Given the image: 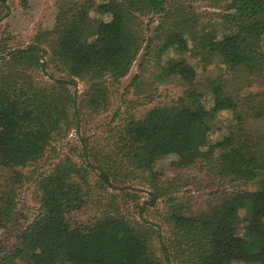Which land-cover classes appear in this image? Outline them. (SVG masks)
Instances as JSON below:
<instances>
[{
  "label": "trees",
  "instance_id": "trees-1",
  "mask_svg": "<svg viewBox=\"0 0 264 264\" xmlns=\"http://www.w3.org/2000/svg\"><path fill=\"white\" fill-rule=\"evenodd\" d=\"M226 2L219 19L203 23L191 5L169 0H58L52 29L37 32L26 46L0 43L2 228L16 221L23 168L38 164L71 125L79 127L81 107L95 113L109 108L113 87L130 72L144 41V60L159 69L157 80L178 79L184 85L175 100L129 117L111 128V136L83 137L80 158L60 151L49 160L36 177L37 213L11 251L0 245V264L17 259L29 264H264V223L242 231L247 218L240 216L241 210L256 216L264 209V89L245 91L264 82V0ZM8 6L0 0V22ZM93 9L109 19L90 22ZM157 14L145 38L142 17H149L148 25ZM220 27L226 32L218 39ZM188 35L193 52L204 51L203 69L215 51L230 76L201 80L194 65L169 54L187 50ZM48 66L60 75L46 71ZM142 77L136 73L132 84L141 85ZM78 81L85 86L81 94L70 89ZM206 94H211L210 107ZM222 110L232 112L233 123L221 139L212 140L213 120ZM177 152L175 168H197L216 179L207 186L203 208L172 195L170 182L163 181L157 164ZM92 169L98 172L94 182ZM135 171L145 174L152 188L149 199L137 204L138 219L102 195L108 186L122 190L111 197L132 195L129 186L117 187L111 179L123 180ZM161 198L166 242L161 225L143 215ZM91 203L96 212L83 217Z\"/></svg>",
  "mask_w": 264,
  "mask_h": 264
},
{
  "label": "rangeland",
  "instance_id": "rangeland-1",
  "mask_svg": "<svg viewBox=\"0 0 264 264\" xmlns=\"http://www.w3.org/2000/svg\"><path fill=\"white\" fill-rule=\"evenodd\" d=\"M58 0H25L23 5L22 0H7L8 9L2 10V14L6 16L0 22V43H7L8 46L18 47L26 46L27 43L33 42L36 33L43 30L52 29L55 25ZM171 2L181 4L184 6L191 5L195 12L199 15V21L205 23L209 19H219L223 13L226 0H169ZM107 0H96L97 4L105 3ZM108 14H101L96 10H92V19H97L98 23L107 21L109 19ZM159 15L153 16V22L147 25L149 17H142V33L144 37L151 35L158 20ZM211 25L208 29H211ZM218 39L226 32L223 28H219ZM187 50L182 54L175 52V49H171L169 54H175L182 56L184 61L192 64L196 67L201 80H206L208 77L217 78L220 75L225 74L226 77L230 76L229 66L222 60L219 54L214 51L212 55L213 60L203 69L202 55L204 51L199 53L194 51V42L191 37L186 36ZM146 42L142 44V48L130 69V72L121 79V81L113 87V95L111 97L109 108L101 113H95L85 107L80 108V125H71L67 133L62 136L61 139L55 141L50 147L47 154L42 160L35 166L29 165L23 168L25 174L24 182L19 187V205L16 216V221L9 224L7 227H0V245L5 248V251H11L15 243L27 224L28 220H31L37 213V197L38 192L36 189V177L40 171L45 169L49 160L57 156L60 151L68 155H73L75 159L80 158L83 137H91L92 141H96L100 137L105 135L111 136V128L114 126H120L131 116H138L147 109L158 105L165 104L175 100L180 96L184 90V85L178 79L166 80L160 82L157 80L159 69L153 64L150 59L144 60L146 52ZM264 46V36H263ZM147 61V62H145ZM145 62V63H144ZM143 63V64H142ZM143 65V66H142ZM143 68V72H142ZM49 73L59 76L60 73L51 66L47 67ZM143 75V81L141 85L132 84L133 77L136 73ZM84 83L78 81L77 85H70V89L75 94H81L84 89ZM264 89V82H257L252 86L245 89V91H260ZM151 99L150 101H148ZM205 104L210 107L212 104L211 94H206L203 98ZM74 109H70V113H73ZM233 123V114L230 110L220 111L213 120V129L210 131L209 136L212 140H219L228 132L229 126ZM112 142V140H111ZM100 143H103L101 141ZM110 148H113V143ZM181 157L180 153H173L166 156L163 161L161 160L157 164V168L162 171L163 181L169 186V192L172 195H177L181 200L192 202L195 208L205 207V198L209 191L208 185L215 182L213 176L207 172L198 171V169H178L173 165L174 162ZM90 179L92 182L96 179L95 169H92ZM112 184L117 187L129 186L126 191L132 195H138L125 197H111L117 194H122V190L119 188L106 187L102 193L107 199L118 201L121 208L129 217L138 219V207L137 204L149 199V191L151 187L147 183L146 175L141 172H133L131 175L123 178V180L111 179ZM249 188L254 189L256 186L255 181L249 183ZM3 197L0 191V201ZM97 196L95 195L94 198ZM135 198V199H134ZM99 207V206H98ZM127 209V210H126ZM164 210V203L162 198L156 202L153 206H146V210L143 215L146 219L161 225V235L164 237L162 242H166L168 236V230L162 221V212ZM128 211V212H127ZM96 212V206L91 203L84 212L81 213L83 217L90 213ZM100 212V211H99ZM240 216L245 220L242 221L241 230H244V226L249 228H257L261 223H264V209H259L256 216H249L247 211L241 210ZM157 239L155 238V241ZM160 245V244H159ZM159 254L162 257V252ZM13 264H29L27 261L17 259ZM164 264H167L164 261ZM170 264H177L176 261L171 260ZM233 264H249L243 261H237Z\"/></svg>",
  "mask_w": 264,
  "mask_h": 264
}]
</instances>
